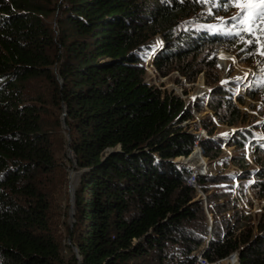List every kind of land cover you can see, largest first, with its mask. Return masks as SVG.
<instances>
[{"label": "trees", "instance_id": "1", "mask_svg": "<svg viewBox=\"0 0 264 264\" xmlns=\"http://www.w3.org/2000/svg\"><path fill=\"white\" fill-rule=\"evenodd\" d=\"M201 1L0 0V264H196L207 227L185 182L193 170L176 160L197 141L181 126L191 114L147 84L143 62L150 55L161 77L194 80L189 60L230 37L177 29ZM157 34L167 45L156 53ZM211 142L200 147L213 159ZM66 149L86 169L72 225ZM212 180L197 176L198 189ZM249 227L213 223L203 259L240 251L239 264H264V225Z\"/></svg>", "mask_w": 264, "mask_h": 264}, {"label": "rangeland", "instance_id": "2", "mask_svg": "<svg viewBox=\"0 0 264 264\" xmlns=\"http://www.w3.org/2000/svg\"><path fill=\"white\" fill-rule=\"evenodd\" d=\"M197 7L195 14L179 22L178 30L187 27L211 31L220 29L230 37L227 42L206 44L201 48V55L189 60V67L195 69L193 72L200 71L194 80L189 81L178 71L161 77L150 55H145L143 62L145 81L178 98L190 111L191 119L181 126L196 137L197 146L193 147L192 153L198 152L201 159L193 160L191 153L189 159L176 160L186 161L196 178L213 177L205 184V191L198 189L196 184V201L203 210L207 227V239L194 254L196 258L202 256L203 248L207 247L213 223H216L219 232L248 223L254 234H257L258 225H264V186L256 185L258 180L264 179L258 177L264 169V21H249L245 16V22L241 23V15L249 9L237 6L234 0H202ZM166 45L161 34L151 40L156 53ZM210 82L216 83L211 85ZM220 86L227 97L223 101L218 100V94L214 92ZM232 111L238 114H235L237 119L231 124ZM207 140L212 141L209 151L213 148L218 152L213 159L206 157L200 147V143ZM238 140L240 143L236 144ZM77 180L78 177L74 180L75 186ZM67 199L65 203L70 204L66 208L69 214V188ZM64 220L69 225L74 223L71 224L70 215ZM241 229L235 230L234 235H238ZM65 243L66 239L62 244ZM176 250L174 246L171 252L178 255ZM74 251L78 258L77 251ZM235 255L215 264H237ZM148 262L156 264L152 257ZM166 264L171 263L168 261Z\"/></svg>", "mask_w": 264, "mask_h": 264}, {"label": "water", "instance_id": "3", "mask_svg": "<svg viewBox=\"0 0 264 264\" xmlns=\"http://www.w3.org/2000/svg\"><path fill=\"white\" fill-rule=\"evenodd\" d=\"M187 132L192 134L189 131ZM65 155H66L67 161H69V163L71 164V170L69 171V174H68V188H69V194H70V199H71V207H70L69 215H70L71 224H72L74 222L75 201H76V194H77L76 186L73 183H74L75 178L83 174L86 171V169H81L77 166V157L71 150L66 151ZM190 155L188 156L189 158H190ZM193 155L194 154L192 153L191 156ZM182 163L186 164V161H182ZM211 230H212V227L210 226L209 232H211ZM208 242L209 240L207 241V244ZM239 255H240V251L236 252L235 256L237 257V260H238L237 264H239ZM229 258L231 257H228V259Z\"/></svg>", "mask_w": 264, "mask_h": 264}, {"label": "snow or ice", "instance_id": "4", "mask_svg": "<svg viewBox=\"0 0 264 264\" xmlns=\"http://www.w3.org/2000/svg\"><path fill=\"white\" fill-rule=\"evenodd\" d=\"M234 3H236L237 6L243 5L249 9L246 13L241 15V23L245 22V16L249 21H264V0H234ZM233 19H236V17H233Z\"/></svg>", "mask_w": 264, "mask_h": 264}, {"label": "built area", "instance_id": "5", "mask_svg": "<svg viewBox=\"0 0 264 264\" xmlns=\"http://www.w3.org/2000/svg\"><path fill=\"white\" fill-rule=\"evenodd\" d=\"M195 146H197V142L195 143L194 147ZM193 154H195V153L193 152ZM191 175L186 176L185 182L187 185L196 187V174L192 173ZM196 261H197L196 264H208L204 259H202L201 255H199V257L196 258Z\"/></svg>", "mask_w": 264, "mask_h": 264}, {"label": "bare ground", "instance_id": "6", "mask_svg": "<svg viewBox=\"0 0 264 264\" xmlns=\"http://www.w3.org/2000/svg\"><path fill=\"white\" fill-rule=\"evenodd\" d=\"M224 57V56H223ZM233 60V59H232ZM193 160H200V155L198 152H195V154L192 156Z\"/></svg>", "mask_w": 264, "mask_h": 264}, {"label": "clouds", "instance_id": "7", "mask_svg": "<svg viewBox=\"0 0 264 264\" xmlns=\"http://www.w3.org/2000/svg\"><path fill=\"white\" fill-rule=\"evenodd\" d=\"M208 245V244H207Z\"/></svg>", "mask_w": 264, "mask_h": 264}]
</instances>
